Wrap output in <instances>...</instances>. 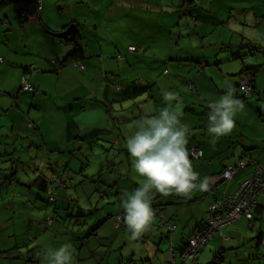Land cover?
Here are the masks:
<instances>
[{"label": "rangeland", "instance_id": "374dc122", "mask_svg": "<svg viewBox=\"0 0 264 264\" xmlns=\"http://www.w3.org/2000/svg\"><path fill=\"white\" fill-rule=\"evenodd\" d=\"M98 1L68 0L75 3L72 11L84 26L80 30L84 50H100L101 56H92L90 59H101L105 64L130 62L131 68L120 69L122 76L117 71L105 74L116 77V85L121 89L124 88L122 78L125 84L126 81L137 82L143 74L150 77L147 81H150L151 88L133 99L139 106L136 103L133 109L126 112L119 108L121 102L118 101L114 102L116 105L109 107L103 100L91 99L88 104L86 99H73L74 95L60 96L64 95L63 91L55 88L54 82L50 85L52 100L41 95L33 98L32 94L36 92H11L17 69H11L1 78L0 250L12 249L15 241L25 242L27 246H20L19 250L14 248L16 254L20 255L19 258L0 257V264H40L45 248L58 247L64 242H70L74 248L73 264H116L119 257L124 260L128 256L136 264H164L170 248L169 237L174 234V231L166 233L164 222L169 217L173 218L176 227L180 228L181 219L194 213L196 207L199 212L201 205L199 202L187 205L183 201V195L171 192L169 195L175 196L176 203L155 206L150 227L139 238L131 239L127 227L113 226L115 216L123 215L117 197L124 190L138 186L143 177L135 173L128 153L119 151L117 146H111L115 139L119 142L126 140L134 121L139 119L130 117L137 116L140 108L142 114H145L146 109H157L160 92L179 93L182 89L189 92L186 90L188 81H193L199 89V97L204 100L198 103L201 107L205 104L209 108V103L223 94L227 84L230 83L232 87L240 85L236 73L243 64L258 65L254 92L246 93L243 99L240 87L234 89V95L243 104V108L236 112L232 133L229 132L230 141L234 142L233 157L237 159L236 147L240 143V137H243L245 144L259 142L264 138V20L262 22L260 18L253 17L246 19L244 23L241 18L242 7L250 1L254 5L252 8L257 10V0H201L202 5L196 0L202 6L199 11L201 15H209L205 20L201 18L199 25L192 23L190 18L179 16V12L172 14L173 5H178L180 0H115L113 3L114 0H101L103 3L96 16L92 9ZM65 2L60 0L55 3L62 6ZM258 2L259 7L264 10V4L259 0ZM222 3L229 6L222 10ZM109 5L112 12L108 9ZM130 5L134 7L130 8ZM7 10L13 14V8L8 4L0 11V24L2 18H8L5 13ZM62 12H66V9H62ZM216 13L220 17L214 18ZM11 21H15L13 17ZM90 21L99 23L96 28L97 38ZM15 23L14 28V24L0 25V44L5 51L9 50L10 45L13 48L19 46V36L14 31L23 29L19 26V21ZM6 34H9V39L5 37ZM176 37L178 41L175 43ZM133 42L138 46L137 51L125 54L127 45ZM241 43L246 54L233 58L232 53ZM249 47L255 48L253 52ZM118 51L123 54V62L116 58ZM3 53L0 52V59L4 58ZM171 57H186L189 61L180 64L176 60H170ZM163 69H167L168 74L163 75ZM66 74L73 76L72 71H66ZM78 91L84 92L86 88L82 90L79 85ZM192 92L195 93L194 90ZM110 93L112 98L120 96V92ZM191 96L195 98V95ZM143 100L148 102L145 104ZM70 103H76L72 109ZM180 105L181 102L178 106ZM114 115L119 118L116 119ZM207 115L208 113L199 117L200 127L207 125ZM70 120L75 122L73 131L77 133L89 127L106 130L99 133V140L90 144L72 140L81 146L70 152L74 144L62 136L64 126ZM30 121L34 124L33 128L29 127ZM38 122L40 125L37 128ZM198 137H203L202 133ZM189 138L190 141L194 140L193 135L188 136ZM205 144L206 142L203 145ZM258 144L261 145L260 142ZM255 151L251 152L253 157L262 161L264 147ZM220 156L222 159L223 156L231 157L229 147H226L224 153L220 152ZM65 162H68L65 166L69 170H64L65 166H61ZM262 163L264 164V160ZM260 165L264 169L261 163ZM60 172L64 175L65 186L55 188L59 195L56 197L54 192L56 200L52 201L48 198L51 190L49 193L40 190L34 180L39 175L47 178ZM105 183L113 185L112 192L110 186H104ZM49 186L53 187L54 184L48 183ZM67 198L72 201L66 200L63 207L53 210ZM74 219H78L79 224L74 223ZM95 226L98 228L90 235L89 229ZM86 236L87 242L84 243L83 238ZM8 239L10 243L6 244ZM160 242L162 248L159 246ZM255 249V246L249 248L248 245H242L239 249L225 251L222 264H264V237L258 256ZM211 254L208 260L201 257V261L211 263Z\"/></svg>", "mask_w": 264, "mask_h": 264}, {"label": "crops", "instance_id": "0c3cea01", "mask_svg": "<svg viewBox=\"0 0 264 264\" xmlns=\"http://www.w3.org/2000/svg\"><path fill=\"white\" fill-rule=\"evenodd\" d=\"M65 4L62 6H59L57 1L53 2V0H36L34 2H29L24 5V8L27 9V11L30 14V17L28 19H25L23 25H19L23 30H15L14 32L18 34L19 36V46L13 48L11 45L9 46V50L7 49L5 51V48L0 44V52H4V58L0 61V80L5 75L9 73L11 69H17L15 74V81L13 85V89L11 92L17 91V93H23L18 90L19 88V81L21 75H25L28 80L34 85L36 94H32L33 98L36 95L41 96H48L50 100H52L50 85L52 82L55 83V88H60L63 91L64 95L60 96H71L74 95L75 97L73 99L83 98L88 100V104H90L91 99L96 100H106L108 98L113 99H119V97L112 98V94L110 92L115 91L121 93V97L125 95L124 91H127L130 89V86H128V81H126V84L124 82V79L122 78V83H124V90L121 91L114 89V85H116V77L112 78L111 76H105L108 72H120V69H127L131 68L132 65L130 62L124 61L125 63H116V65L112 64H105L103 60L96 59L91 60L90 57H98L101 56V51L95 49H86L85 54L88 56V60L84 62V69L79 70L74 65H66L62 67L57 72H48V71H42L47 70L52 67L51 60L53 59H61L65 54L68 53L70 46H66L65 44H62L58 42L57 38L49 31L57 32L60 31L62 26L65 25V23H68L70 20L72 23L79 22L77 14L72 11L73 5L75 3H70L68 0ZM262 4H264V0H259ZM199 2L202 5V1L199 0ZM103 1L99 0L96 9H101V4ZM113 3V2H112ZM159 5V4H158ZM260 6L258 0H257V6ZM4 7L0 8V11H2ZM229 4H221L220 8L222 10L226 7H228ZM254 5L252 4V1H250L248 4H245L242 7L243 15H241V18L243 19L244 23H246V19H251L253 17L260 18V21L263 22L264 20V10L261 9L259 6L257 7V10L255 11ZM76 7V6H75ZM74 7V8H75ZM118 7H121V5H118ZM133 5H130V8H133ZM62 9H66V12L62 13ZM109 11H111V5L108 7ZM59 10V11H58ZM210 10H212V7H210ZM60 12V13H59ZM8 16V18H2L1 24H14L12 27L15 26V21H18L17 14L15 11H13V14H10V10H7L5 12ZM66 15V16H64ZM215 16H219V13H216ZM12 17L15 21H11ZM256 21V20H255ZM18 23V22H17ZM0 24V25H1ZM39 25V26H38ZM70 25V24H69ZM68 25V26H69ZM2 26V25H1ZM1 26H0V34H1ZM78 29V28H77ZM47 32V33H46ZM77 33V32H76ZM75 33V34H76ZM74 34V36H75ZM93 34L95 38H97V30L96 26L93 27ZM9 34H6L5 37L8 39L10 36ZM178 41V37L175 38V43ZM0 42H2V37H0ZM130 44H136V43H129ZM127 45V46H128ZM137 45V44H136ZM141 45V44H140ZM116 46V45H114ZM243 43L238 45L237 49L234 53H232V57L234 58L235 54H241L244 53L242 56H244L246 53L242 50ZM138 48V46H137ZM246 48H248L246 46ZM4 49V50H3ZM137 51V50H136ZM118 54H121L120 51H118ZM125 50V54H128ZM121 58H117L118 60H121L123 62V54H121ZM129 56H127L126 59H128ZM19 62H21V65H18ZM235 64V63H233ZM231 64V65H233ZM248 65L243 64V67H246ZM20 67V69H18ZM23 67H30L32 70H23ZM37 69L35 71L33 69ZM164 70V69H163ZM241 70V69H240ZM239 70V71H240ZM66 71H72L73 76H69V74H66ZM238 73V72H237ZM236 75L240 79V75ZM78 74V76H77ZM163 74V71H162ZM168 74V72H167ZM164 75V74H163ZM150 77L146 74L141 75L140 79H138L137 83L140 84H150L149 88H151L150 81H147ZM256 76H254V83ZM101 82L105 85H101ZM253 83V84H254ZM42 84V85H41ZM109 84V85H108ZM130 84V83H129ZM134 84V83H133ZM195 82L188 81V87L186 92L185 89H182L181 92L176 93V100L173 101V106H178L179 102H181L182 105H180V110L182 113L181 120L183 123L187 124L189 127V135H193V141H190L191 139H188V147L189 149L192 147H200L201 149V157L199 159H192L194 170L199 174V179L204 180L206 179L208 182V189L206 191H200L198 188L194 189L188 196L183 197V201L187 203V205H193L196 202L200 203L201 209L199 212H197L198 207L195 208L194 213H190L185 219H181L182 226L180 228L176 227V224H174L173 218H168L167 220L171 219L170 222H173L174 228L172 230L168 229V222H164L166 233L171 234V232L174 231V234L170 236V248H180V246H183V242H186L188 235L191 234L193 231H195L198 226L200 225V222L204 220L207 217V208L210 203L213 201H220L222 191H226L228 195H231L235 192L238 184H240L243 180L248 179L254 175V172L256 170V167H261L260 163L264 166L262 161L264 160V157L261 159L262 161L256 159L253 157L252 153L255 150H259L261 147H264V138L259 140V142H251L249 144H245L243 142V137H240V143L237 145L238 149V156L237 159L233 157L235 149H234V142L230 141V133H228L225 136H222L216 140L214 144L209 143V134L207 133V125L205 124L203 127H200L199 122L200 118L204 115H206L209 112V108L203 104V107L198 103L199 101H203L201 99L199 89L196 87ZM80 85V88L83 90L86 88V91H78V86ZM255 85V84H254ZM103 86V88H101ZM239 86V84H235L233 88L236 90V88ZM38 90V92H37ZM192 90L195 91V93L192 92ZM224 90V89H223ZM255 90V87H254ZM34 92V93H35ZM173 92V91H172ZM29 93V92H24ZM119 93V95H120ZM253 93V92H252ZM191 95H195V98H193ZM158 104L157 109L153 111V114L158 111L161 107L167 106V102L163 99V95L158 93ZM44 99V98H41ZM149 98H147L148 100ZM130 100V102L128 101ZM123 100L119 105H121L119 108L121 110H124L127 112L129 109H133L135 104L138 102H134L133 99ZM147 100H143L145 104L148 102ZM17 104V102L15 101ZM74 104L76 103H70V108L72 109L74 107ZM81 108H83L81 106ZM140 112L133 118H141L144 114H142V109L140 108ZM190 120V122L188 121ZM68 122V121H67ZM66 122V123H67ZM74 122V121H73ZM135 122V121H134ZM40 123L36 125L38 128ZM95 129L98 127H89L82 131H89L90 129ZM201 128V131H199ZM240 132V131H239ZM202 133L203 137H198V134ZM232 133V130H231ZM204 142H206L205 146L203 145ZM120 145L125 146V139L124 142H119ZM246 147H252L247 150V148H242V146ZM226 147H229V153L231 152V157H224L223 159L220 156V152L224 153V150ZM244 152V156L250 157L251 161H255V163L250 164L248 163L244 169L238 171L232 179H230L229 182H217L215 183L216 187L215 189H210L216 178L218 177V173H220L224 168L234 166L235 163L240 159V152ZM256 152V151H255ZM253 152V153H255ZM230 156V155H229ZM219 157V158H218ZM218 158L217 160H215ZM242 158V157H241ZM50 163L49 161H47ZM57 162V161H56ZM66 163V162H65ZM64 164V163H63ZM62 164V165H63ZM61 165V166H62ZM107 184V183H106ZM115 194V193H114ZM116 197L118 196L115 194ZM119 199V197H117ZM116 199V200H117ZM257 204L256 208L254 210L253 215V221L251 222L247 220L244 217H240L239 219L233 221V223H230L228 225L223 226L220 230L216 231L213 235V237L202 247L198 254L197 261L204 264L201 261V257H203L204 260H208L210 257V253H212L214 250L219 249V247H222L225 249V251H229L231 249H239L242 245H248V247L252 248L255 246V251L257 252L256 255L258 256L260 254V243L263 242L264 237V194H259L256 198ZM55 211V210H54ZM52 211V213L54 212ZM160 214V213H159ZM180 214V213H179ZM123 216V215H122ZM113 226L115 228H123L126 227L125 223L119 226H115L113 223ZM186 229V230H185ZM260 234L262 236V239L260 243L258 242V239L256 236ZM162 240V238H161ZM10 243V239L7 240L6 244ZM12 244V243H11ZM13 248H17L19 250L20 246H27L25 242L15 243L12 244ZM160 248H162V243L159 244ZM169 248V249H170ZM204 248V249H203ZM7 249V248H6ZM11 249V247H10ZM259 251V252H258ZM169 252V251H168ZM225 253V252H224ZM168 255V254H167ZM166 255V258H167ZM260 256H263L261 254ZM166 258L164 261V264L166 262ZM122 257L117 259L116 264H136V262H133V259L131 256H128L126 259L121 260ZM179 258H175L174 260L176 262H179ZM40 260V264H41ZM123 262V263H122ZM208 262V261H207ZM206 263V262H205ZM98 264V263H97Z\"/></svg>", "mask_w": 264, "mask_h": 264}, {"label": "clouds", "instance_id": "9594fccd", "mask_svg": "<svg viewBox=\"0 0 264 264\" xmlns=\"http://www.w3.org/2000/svg\"><path fill=\"white\" fill-rule=\"evenodd\" d=\"M167 106L153 114L151 108L132 125L126 137L125 148L136 174L143 177L131 190L119 197L123 221L131 239L139 238L152 224V199L156 193L167 196L171 192L188 196L194 189L206 191L208 182L200 180L194 170L186 147L189 127L181 120L179 106H173L176 93L164 91ZM207 133L209 143L227 135L234 127L236 112L243 104L236 98L231 84H227L220 97L208 105ZM122 215V214H121ZM74 248L70 242L58 247H47L44 264H73Z\"/></svg>", "mask_w": 264, "mask_h": 264}, {"label": "trees", "instance_id": "16d2710c", "mask_svg": "<svg viewBox=\"0 0 264 264\" xmlns=\"http://www.w3.org/2000/svg\"><path fill=\"white\" fill-rule=\"evenodd\" d=\"M34 1H36V0H0V8L1 7H4L5 5L10 4L12 6V8H13V11H15V13L17 14V18H18V21H19V25H23L24 21H26V20L21 18L20 13L21 12H28L27 9L24 8V5L26 3H29V2L32 3ZM55 1H60V0H55ZM112 2H115V0L112 1ZM22 4H24V5H22ZM96 5L92 9V11L97 16L98 15V13H97V10L98 9H96ZM173 6H174V9L172 11V14H175V13L179 12V16H182L184 18H190V19H192V23H194V24H198V25L201 24V22H200L201 21V18H203L205 20L206 19L205 17H207V15H208V14L207 15H203V16L201 15V13L199 11L202 9V6L198 5L196 3V0H180V2H179L178 5H173ZM64 16H66V15H64ZM214 18H215V15H214ZM72 21L70 20L68 23H65V25L62 26V28H61L60 31H57V32H54L53 31L52 32L51 30L48 29V32L50 31L57 38L58 42H60L62 44H65L66 46H70V49H69L68 53L65 54L61 59H56L55 58V59L51 60L52 67L50 69L42 70V71H48V72H54L55 73V72L59 71L62 67L66 66V65H71V64L74 65L75 67H77L79 70H83L84 69V67H85L84 62L88 58V56H86L85 50H84V43L82 41L83 36L80 35V30L84 29V26L80 22H74V23H72V24H75L76 27L78 28V32L75 34V36L72 39H70L68 36H62L61 35V33L68 27L69 24H71ZM98 24L99 23H95L93 21H90V26L92 28V31H93V27L94 26H96V28H97V26H99ZM130 45L134 46V50L133 51H129L128 46H130ZM130 45L127 46L126 51L129 52V53H131V52L135 53L136 50H137V46L135 44H130ZM250 48L252 49V52L255 49L254 47H249V50H250ZM243 54L244 53H241V54L236 53L235 56H234V58L243 57L242 56ZM116 57L117 58H121L122 55L121 54H117ZM170 60H176L178 63L181 64V63H185V62L189 61V58H186V57H175V58H172L171 57ZM196 62H198V61H196ZM80 66H82V68ZM33 69L35 71H37V69H35L34 67H33ZM23 70L24 71H26V70H32V68L30 69V67H28V68L23 67ZM257 71H258V65H248L246 67L241 68V70L238 71L237 74L240 75V85H239L240 89H241V80L245 77V78H248L249 79L250 90L248 92H254L255 85L253 83H254V76H256ZM167 72H168L167 69H164L163 70V74L164 73H167ZM22 77H24L25 79L28 80V78L25 75H21L20 81H19V88H18V90L21 91V92H23V93L24 92H33L34 93L35 92V87H34V85L29 80L28 81L32 84L31 90H26V91H22L21 90L20 82H21V78ZM103 85H105V84H103ZM128 86H130V89L128 90V92L127 91H124L125 95L122 96V97H121V93H120V98L118 100L117 99H113V100L112 99H106V100H103V101H105L108 104L109 107H112L115 104L114 102H116V101L121 102L123 100L134 99L135 97H137L139 95H142L144 92H146L148 89H150L149 88L150 84H147V83L146 84H144V83L143 84H140V83H137V82H131L130 84L128 83ZM125 88L121 89L120 86L114 85V89H118V90L120 89L121 91H123ZM241 92H242V96H243V99H244L245 94L248 93V92L244 93L242 91V89H241ZM16 96L14 97V99L16 98ZM112 110L116 111V109H113V108H112ZM107 113H109L108 110H107ZM114 116H115L116 119L119 118L116 115H114ZM28 123H29V127H31V128L34 127L33 122L30 121ZM74 127H76L75 122H73L72 120H70V121H68L65 124L64 130L62 132V136L66 137V139L71 144H74L73 147L70 148V150H69L70 152L72 151V149H74L76 147L77 148H80L81 144L76 143V142H79L78 140H81L83 144H90L92 142H95L96 140H99L100 139L99 133H101L102 131H105L106 130V129H103V128H95V129L93 128V129H90L89 131L87 130V131H82V132H78L77 133V132L73 131V128ZM72 140H75L76 142H74ZM111 144H112L111 145L112 147L113 146H117L118 148H116V149H118L119 151H123V152H126L127 153V150H126L125 146L120 145L118 140H116V139L113 140V142H111ZM195 147H197V146H195ZM242 148H247V150H248V149H250L252 147H246V146L243 145ZM187 149H188V152H189V158L191 160L192 159H199L201 157V155H202L201 154L198 158H194L191 155V151H190L191 148L189 149V147H188ZM244 155H245L244 152L241 151L239 158L244 157ZM247 158H249V161L251 160L249 156ZM238 161L235 163V165L238 163ZM253 163L256 164V162L254 160L250 164H253ZM67 164H68V162L67 163H64L62 165L63 168ZM80 169H83V168H80ZM64 170H69L68 166H65V169ZM240 170H242V169H240ZM240 170H238V171H240ZM222 171L220 173H218V174H221ZM238 171L236 173H238ZM234 175H232V177ZM232 177L230 179H232ZM250 178H252V177H250ZM250 178H248V179H250ZM245 180H247V179H245ZM229 181H227V182H229ZM63 182H65V179H64V175L62 174V172H60V174H51L47 178L45 176L39 175L34 180V184L40 190L45 191L47 193H49V191L51 190V192L48 194V198H49V200H52V201H55L56 200V197H58V195H59L58 194L59 193L58 190H55V188L57 189V186H65ZM48 183L49 184H54V186H53L54 189H53L52 186L51 187L50 186L48 187ZM104 186L105 187L110 186L109 188L111 189V192H112L113 185H109V184H106L105 183ZM238 187H239V184H238L237 188ZM237 188H236V190H237ZM236 190H235V192H236ZM54 192L56 194V197H55ZM223 193H225L226 195H228L226 193V191H222V195H223ZM233 194H231V195H233ZM259 194H264V193L261 192ZM259 194H257V196ZM222 195H221V197H222ZM167 196L170 197V198H166ZM167 196H162L159 193H156L153 196L152 205H151L153 211H155V206H157V205H161L162 204L161 206H164V205H167V204L176 203L174 201V200H176L175 199V196L169 195V194ZM257 196H255V203L252 206V221H253L254 210H255L256 204H257V201H256ZM66 200H68L69 202L72 201L71 198H67L65 200H62L59 205H57V206H55L53 208V210H57L58 208L63 207L65 205L64 202ZM79 209L81 210V208H79ZM157 210H158V213H159L160 212L159 211L160 208H158ZM207 216H208V208H207ZM240 217H244V216H240ZM206 219H207V217L204 220H206ZM170 220L171 219L167 220V222H170ZM74 223L79 224V220L78 219H74ZM230 223H233V222H230ZM121 225L123 226V221L121 222ZM96 228H98V227L95 226V227H92L91 229H89L90 230L89 231V234L92 235L94 233L92 231L94 229H96ZM199 228H200V225L198 226V228L195 231H193L191 234L188 235V238H187L186 242H183V246H180V248H176V249H174V248L171 247L169 249V252L171 251V252H173L175 254L174 255V259L175 258H179L180 252H182L186 247H188V240H189L190 236L193 235ZM220 229H218V230H220ZM213 235L207 240V242L213 237ZM87 237L88 236H86V237L83 238V242L84 243L87 242ZM256 238L258 239V242L260 243V241L262 239V236H260V234H258L256 236ZM204 245H202V246L199 247L198 254H199L200 250L202 249V247H204ZM261 245L262 244L260 243L259 246H261ZM224 252H225V249L222 248V247H219V249L214 250L212 252V254H211V256H212L211 257V263H209V264H222L223 261H224L223 259L225 257V253ZM0 257H2V258H8V259H14V258H19L20 255L19 254H16V250H14V248H12V249L0 250ZM197 259H198V255H197L196 259H195V263L194 264H200L197 261ZM179 262H181L180 261V258H179ZM207 263L208 262H206L204 264H207ZM182 264H192V263H190L189 261H186V262H184Z\"/></svg>", "mask_w": 264, "mask_h": 264}, {"label": "built area", "instance_id": "2783aa9c", "mask_svg": "<svg viewBox=\"0 0 264 264\" xmlns=\"http://www.w3.org/2000/svg\"><path fill=\"white\" fill-rule=\"evenodd\" d=\"M20 16L22 19H28L30 14L28 12H21ZM129 51L134 50V46H128ZM1 60V59H0ZM82 68V66H80ZM20 87L22 91L31 90L32 84L25 79L21 78ZM241 89L244 93L250 90V84L248 78L241 80ZM191 155L194 158H198L201 155L199 147H192L190 149ZM249 158L246 156L240 158L235 166L225 168L221 174L218 175L214 180L210 189H215L217 182H227L230 180L238 170L243 169L248 163H251ZM264 193V169L262 167H256L252 178L244 180L239 184L236 192L233 195H226L223 193L220 201H213L208 206V216L206 220L200 222V228L190 236L188 240V247H186L179 254L180 261L182 263L189 261L194 264L198 254L200 246L204 245L207 240L216 232L218 229L237 220L240 216H244L248 220H252V206L255 203V196L257 194ZM123 216L117 214L114 218L115 226L121 225ZM124 223V221H123ZM174 228L173 222L168 223V229ZM174 253L169 252L167 255L166 264H176L174 260Z\"/></svg>", "mask_w": 264, "mask_h": 264}, {"label": "water", "instance_id": "95a60500", "mask_svg": "<svg viewBox=\"0 0 264 264\" xmlns=\"http://www.w3.org/2000/svg\"><path fill=\"white\" fill-rule=\"evenodd\" d=\"M78 32L75 24H70L62 33V36H68L70 39L74 37V34Z\"/></svg>", "mask_w": 264, "mask_h": 264}, {"label": "bare ground", "instance_id": "6f19581e", "mask_svg": "<svg viewBox=\"0 0 264 264\" xmlns=\"http://www.w3.org/2000/svg\"><path fill=\"white\" fill-rule=\"evenodd\" d=\"M168 223H169V222H168ZM197 255H198V254H197ZM166 263H167V261H166ZM180 263H181V262H179V263H178V262H176V264H180Z\"/></svg>", "mask_w": 264, "mask_h": 264}]
</instances>
